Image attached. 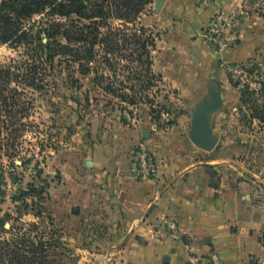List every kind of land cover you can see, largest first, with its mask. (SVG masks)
<instances>
[{
    "label": "rangeland",
    "instance_id": "1",
    "mask_svg": "<svg viewBox=\"0 0 264 264\" xmlns=\"http://www.w3.org/2000/svg\"><path fill=\"white\" fill-rule=\"evenodd\" d=\"M142 7L135 22L111 16L100 24V31H117L116 39H120V35L144 27L154 37L155 45L158 40L172 37L180 41L186 37L192 42L191 48L184 45L185 51L172 57L178 86L174 87L166 74L153 72L147 87L149 78L141 73L144 66L130 61L132 46L121 39L120 49L114 53L97 47L87 73L78 71V62L56 56L44 77L43 90L22 86V98L29 104H24L27 115L22 120L27 122L15 137L10 136L13 144L0 149V220L4 222V230L0 228V264L129 263L134 252L132 243L143 242L142 237L112 234L100 220L85 218L81 207L68 201L72 180L68 185L63 181L68 171L52 165V160L55 156L53 161L58 160L61 149H76L77 143L92 142L94 138L89 135L96 118L131 115L136 124L140 104L150 107L153 132L160 139L177 126L183 129L182 136L188 132L187 147L182 143L177 157L185 151L190 161L205 167L215 186L222 180L226 187H237L246 209L252 205L264 219V123L244 117L239 90L244 83L258 87L255 81L264 78V0H165L159 11L151 0ZM55 20L66 22L65 18ZM151 56L153 60L159 58L153 49ZM105 57L111 59V68ZM24 59L22 48L0 43V68L18 65ZM68 62L72 66L68 67ZM161 64L166 65V61ZM252 64L256 68L251 74L243 70ZM180 66L186 67V74L181 73ZM139 73L143 76L137 79ZM229 75L240 83L239 87L229 81ZM109 79L116 94L105 88ZM214 101L218 104L205 121L216 143L206 150L193 143L191 120L201 107ZM118 120L125 122L122 117ZM2 135L6 137L5 132ZM145 146L157 165L152 146ZM29 184L36 188L48 185L43 199L29 195ZM172 230L154 233V238L174 236L188 242L189 235L174 226ZM21 235L33 245L19 241L16 237ZM250 238L264 246V231L250 233ZM13 239L17 242L12 247ZM215 262L225 264L208 247L188 264ZM238 264H264V260L252 254Z\"/></svg>",
    "mask_w": 264,
    "mask_h": 264
},
{
    "label": "crops",
    "instance_id": "2",
    "mask_svg": "<svg viewBox=\"0 0 264 264\" xmlns=\"http://www.w3.org/2000/svg\"><path fill=\"white\" fill-rule=\"evenodd\" d=\"M189 44L186 37L156 41L154 51L159 58L152 57V71L166 74L178 86L172 57ZM163 60L166 65L161 64ZM179 68L187 73L185 66ZM136 110V124L131 115L96 118L89 135L92 142L61 149L58 160L53 158L52 165L68 171L63 180L66 185L72 180L67 190L70 204L74 201L81 207L85 218L100 220L109 233L142 237L143 242L132 243L134 252L128 264H188L208 247L225 264H238L252 254L264 260V246L250 238V233L264 231L263 217L252 205L246 209L237 187H226L222 180L212 186L205 167L190 161L187 152L177 157L181 144L187 147V131L182 136L183 129L177 126L162 140L153 132L150 107L140 104ZM120 117L125 122H119ZM142 142L152 146L159 162L154 179L136 177L132 152ZM173 226L189 235L187 243L174 236L154 238V233H172Z\"/></svg>",
    "mask_w": 264,
    "mask_h": 264
},
{
    "label": "trees",
    "instance_id": "3",
    "mask_svg": "<svg viewBox=\"0 0 264 264\" xmlns=\"http://www.w3.org/2000/svg\"><path fill=\"white\" fill-rule=\"evenodd\" d=\"M150 2L151 0H0V43L16 49L22 48L26 55V59L20 64L0 68V149L12 145L10 136L15 137L21 125L25 126L27 122L22 120L27 115L24 104H28L22 98V86L43 90L44 77L53 67L56 56H64L70 59L69 62H78V71L87 73L90 70L88 64L98 51L97 47L101 46L104 51L114 53L120 49L118 40L121 39L132 46L128 55L130 61L144 66L141 73L149 78L146 83L148 87L154 76L151 49L155 48V39L152 34L144 27H136L132 33L120 35V39H116L117 31L102 32L100 24L106 23V19L111 16L123 19L126 23L128 20L135 22L144 8L142 6ZM35 15H39L40 20L34 19ZM56 17L65 18L66 22L55 20ZM104 60L111 68V59L105 57ZM84 61L87 64L82 63ZM69 62L68 67L72 66ZM255 68L256 65L252 64L250 67L244 66L243 70L251 74ZM141 73L136 76L137 79L143 76ZM228 79L239 87L240 83L234 81L231 75ZM108 81L105 88L116 94V87L110 79ZM255 82L258 87L244 83L239 88L242 104L240 110L249 121L264 123V78ZM133 86L129 88L134 90ZM4 132L6 137L2 135ZM211 185L215 187L212 182ZM47 186L36 188L29 184V195L43 199L42 194ZM3 223L0 220V228L4 230ZM16 238L22 243H28L30 247L33 245L24 235ZM15 241L17 242L13 239L10 242L12 247Z\"/></svg>",
    "mask_w": 264,
    "mask_h": 264
},
{
    "label": "water",
    "instance_id": "4",
    "mask_svg": "<svg viewBox=\"0 0 264 264\" xmlns=\"http://www.w3.org/2000/svg\"><path fill=\"white\" fill-rule=\"evenodd\" d=\"M165 0H155V11H159ZM217 101L205 104L194 115H192L193 133L191 139L195 145L202 149L210 150L214 147L216 140L211 137V129L208 127L205 118L207 114L217 106ZM147 133H143L147 137Z\"/></svg>",
    "mask_w": 264,
    "mask_h": 264
},
{
    "label": "built area",
    "instance_id": "5",
    "mask_svg": "<svg viewBox=\"0 0 264 264\" xmlns=\"http://www.w3.org/2000/svg\"><path fill=\"white\" fill-rule=\"evenodd\" d=\"M132 158L138 179L147 180L156 177L157 165L154 161L153 154L146 148L144 143H140L135 147L132 152ZM215 264L218 263L215 262Z\"/></svg>",
    "mask_w": 264,
    "mask_h": 264
}]
</instances>
